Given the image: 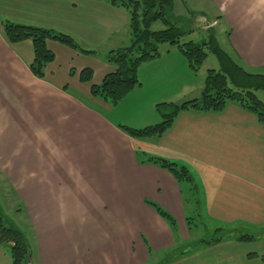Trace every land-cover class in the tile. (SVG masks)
Masks as SVG:
<instances>
[{
	"label": "crops",
	"instance_id": "obj_1",
	"mask_svg": "<svg viewBox=\"0 0 264 264\" xmlns=\"http://www.w3.org/2000/svg\"><path fill=\"white\" fill-rule=\"evenodd\" d=\"M51 1L16 4L24 10L21 21L48 27L50 9L37 2ZM207 1L219 16L210 26L202 20V27L224 24L232 53L225 51L248 71H264V0ZM89 2L93 14L81 17L80 40L107 46V55L128 46V9L106 0ZM95 17L103 22L97 25ZM162 51L140 67V87L114 105L92 92L99 83L85 64L77 70L55 66L54 60L44 78L36 76L30 68L33 42H10L0 23V184L31 222L32 264H163V255L187 242L186 202L200 206L207 221L264 225V126L254 114L234 103L221 112L185 111L162 136L147 139L120 128L159 123V102H178L181 92L183 101L194 99L203 91L205 83H194L178 47ZM107 59L102 80L116 70ZM86 68L93 70L91 81L81 79ZM138 151L186 165L197 184L190 200L187 185L143 162ZM148 200L176 218L177 232ZM243 244L228 239L208 248L217 254L234 247L231 260L259 259H249ZM258 254L262 260L264 254Z\"/></svg>",
	"mask_w": 264,
	"mask_h": 264
},
{
	"label": "trees",
	"instance_id": "obj_2",
	"mask_svg": "<svg viewBox=\"0 0 264 264\" xmlns=\"http://www.w3.org/2000/svg\"><path fill=\"white\" fill-rule=\"evenodd\" d=\"M114 5L122 6L130 12L131 43L122 48L110 51L109 59L116 65V70L108 73L100 84L92 85V92L110 103L116 105L126 96L132 93L141 85L139 77L140 67L160 56V46L163 43L178 46L184 53L190 68L197 72L209 52L217 55L221 67L219 70L210 69L206 77L205 86L198 98L186 100L178 104L174 102H161L156 105L162 120L159 123L148 125L143 128H135L127 125H120V128L130 136L138 139H147L162 136L172 127L176 118L185 111L196 112H221L229 103H234L240 108L254 114L264 126V100L260 98L258 91L264 92V74L253 73L244 68L232 58L219 44L218 38L212 34L209 41L202 45L194 41L181 42L186 35L177 23L179 17L174 14L173 0H106ZM161 22L165 27L153 30L152 26ZM6 37L10 42L31 40L33 42L35 58L30 65L32 72L40 77H45L46 66L55 60V53L48 47L51 39L59 40L66 45L76 47L72 36L56 32L46 27L8 23L5 27ZM93 70L86 68L81 73L83 81H91ZM139 156L145 157L143 162L152 163L168 170L179 183L187 185L186 201L190 200L191 194L197 189L195 178L190 169L177 161L168 158L138 151ZM185 191V190H184ZM160 216L170 225L174 232H177L176 218L160 205L147 201ZM195 217L187 215L186 222L190 233H194L197 227ZM228 224L217 226V235L214 239L193 240V246L223 240L234 239L240 243L257 240V236L264 234V227L259 228V233L252 235L242 233V229L232 228L228 230ZM238 232L234 235V232ZM12 243L11 255L12 264H32L29 256L32 252L31 244L19 228L7 225L6 218L0 210V245ZM256 252L248 254L249 259L259 258ZM264 260V256L261 257ZM33 259V258H32Z\"/></svg>",
	"mask_w": 264,
	"mask_h": 264
},
{
	"label": "rangeland",
	"instance_id": "obj_3",
	"mask_svg": "<svg viewBox=\"0 0 264 264\" xmlns=\"http://www.w3.org/2000/svg\"><path fill=\"white\" fill-rule=\"evenodd\" d=\"M89 1L91 0H52L50 3H37L38 7H47L50 9L49 11L51 13L48 20L50 25H47L48 27L46 28L72 36L76 44V47H72L59 40H51L52 42L50 47L54 51L55 60L57 61L55 66L61 63L64 65V68H72V66H74L77 70H79L80 64H85L86 66H90L95 70L94 80L100 84L102 79H99V75L102 73L106 59L108 58L107 60H109V55H107L108 51L106 49L107 46H91L80 40V34L85 32L80 31L81 17L84 14H93L91 9L92 5ZM173 3L174 14L180 19L177 24L187 32L186 35H184V37L181 39V42L194 41L196 44L202 45L206 41H209L212 34H215L218 38L220 46L227 52L232 53L229 47V39L227 34L228 29L224 24H216L212 30H205L202 27V20H208V22H212L219 16L218 11L210 2L207 0H173ZM16 4L23 5V0H0V23L4 25V28L8 23L24 24L23 21H21L23 16H20L23 14L24 10L17 9ZM53 12L55 13L52 14ZM15 14H18V19L15 17ZM203 14H205L204 16H206V19H204L205 17L203 18ZM94 16L97 15L95 14ZM36 18H39V15H36ZM95 22L97 25H99L103 22V19L101 17H95ZM164 27L165 26L161 22H156L152 26V29L159 30L163 29ZM128 34L130 35V28L128 29ZM128 42L126 43L127 45L130 44V42ZM167 47H170L169 43L161 44L160 51L163 52L162 50H166ZM220 67L221 64L217 55L209 52L207 59L204 61L200 69L193 74L194 83H205L208 71L210 69L219 70ZM256 72H260L261 74L264 73L263 70H256ZM201 93L202 92L198 93L196 96L200 97ZM184 94L185 92H181V95L178 99L179 101L174 103L181 104L185 102L183 101ZM258 94L260 98L264 100V92L260 90L258 91ZM164 98L167 99V97ZM162 102L170 103L171 101ZM132 116V114H129L127 115V118H131ZM186 208L187 213L189 212L190 215L196 218L195 221L197 222L198 226L193 228L196 229L194 230V233L192 232L188 234L186 230L187 242L182 244L178 242L176 244L178 245L176 246L178 249L175 252H170V254L167 253L161 257L162 262L165 261L163 264H171V262L175 260L179 261L184 256L185 258L181 264H264V260H261L260 257L259 259L256 258L257 260L250 263L247 262L246 259L245 261H240L239 258L231 260L232 257L229 256L228 253L231 252V249H235L231 246H229V249L227 250L228 253H223L220 251L216 254L212 252V250L215 251L214 248L210 249L208 247H211V245L215 246L217 242H214L210 245L207 243H202L200 245L193 246V240L201 238L202 240L214 239V236L217 235L215 229L217 226L222 227L223 224L216 223L213 221V219H210L209 221L205 220L203 217L204 214H201L202 210L200 206L193 207L192 205H188L186 202ZM23 209L24 207H20L16 204V200L13 198L12 193L7 190H3L0 184V210L3 212L6 218V224L15 226L24 232L33 248V242L31 243V222L29 221L28 215L25 214ZM201 218L204 220L201 221ZM261 227H264V225ZM232 228L240 230L242 229V233L252 235L259 233V228L257 229L255 226H248L246 224H236L234 226L231 225L228 226L227 229L230 230ZM237 233L238 232L235 231L234 235H237ZM257 238L258 239L255 241L244 243L243 246H241L242 251L248 253L262 252V254H264V234L262 236L258 235ZM12 245V243L7 242L0 245V261L3 264H12ZM262 256L263 255H261V257Z\"/></svg>",
	"mask_w": 264,
	"mask_h": 264
},
{
	"label": "water",
	"instance_id": "obj_4",
	"mask_svg": "<svg viewBox=\"0 0 264 264\" xmlns=\"http://www.w3.org/2000/svg\"><path fill=\"white\" fill-rule=\"evenodd\" d=\"M29 260H30V261L32 260V253H31L30 256H29Z\"/></svg>",
	"mask_w": 264,
	"mask_h": 264
}]
</instances>
